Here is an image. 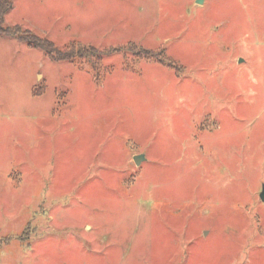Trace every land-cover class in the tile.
I'll return each instance as SVG.
<instances>
[{
	"label": "rangeland",
	"instance_id": "374dc122",
	"mask_svg": "<svg viewBox=\"0 0 264 264\" xmlns=\"http://www.w3.org/2000/svg\"><path fill=\"white\" fill-rule=\"evenodd\" d=\"M4 27L0 264H264V0H13Z\"/></svg>",
	"mask_w": 264,
	"mask_h": 264
},
{
	"label": "trees",
	"instance_id": "16d2710c",
	"mask_svg": "<svg viewBox=\"0 0 264 264\" xmlns=\"http://www.w3.org/2000/svg\"><path fill=\"white\" fill-rule=\"evenodd\" d=\"M13 0H0V32L1 33H10L11 30L8 27H4V16L7 11L11 8ZM18 30V29H17ZM16 31V30H15ZM21 41H25L31 47L36 49H42L50 54L56 60H68L70 57L66 55H62L60 50H58L55 45L49 40L38 37L30 32H26L25 34H19V32L15 33Z\"/></svg>",
	"mask_w": 264,
	"mask_h": 264
},
{
	"label": "water",
	"instance_id": "95a60500",
	"mask_svg": "<svg viewBox=\"0 0 264 264\" xmlns=\"http://www.w3.org/2000/svg\"><path fill=\"white\" fill-rule=\"evenodd\" d=\"M202 3H203V0H198V4H202ZM144 159H145L144 155H138V156H135L134 161L136 165H139ZM261 199L264 201V186H263L262 193H261Z\"/></svg>",
	"mask_w": 264,
	"mask_h": 264
}]
</instances>
